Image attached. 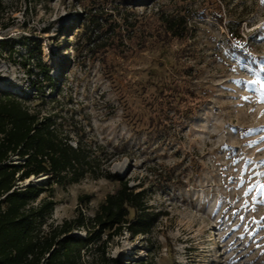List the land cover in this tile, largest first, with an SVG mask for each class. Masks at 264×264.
I'll list each match as a JSON object with an SVG mask.
<instances>
[{"label":"rangeland","instance_id":"rangeland-1","mask_svg":"<svg viewBox=\"0 0 264 264\" xmlns=\"http://www.w3.org/2000/svg\"><path fill=\"white\" fill-rule=\"evenodd\" d=\"M2 2L0 88L42 115L58 113L67 129L83 127L113 153L108 169L145 191L151 230L124 231L110 256L264 264V175H256L264 173V0ZM79 14L91 22L77 35ZM166 17H182L186 33L166 35ZM118 187L90 175L56 186L47 223L74 216L81 195L93 215Z\"/></svg>","mask_w":264,"mask_h":264},{"label":"trees","instance_id":"trees-1","mask_svg":"<svg viewBox=\"0 0 264 264\" xmlns=\"http://www.w3.org/2000/svg\"><path fill=\"white\" fill-rule=\"evenodd\" d=\"M4 11L0 0V14ZM214 17L223 24L222 15ZM90 22V16L79 14L73 24L76 34L80 28L85 33ZM73 25L64 32L74 30ZM163 26L166 35L178 38L187 30L182 17H166ZM225 26L231 37L240 38L237 28ZM33 50L40 53L37 44ZM26 100L0 88V264L145 263H126L109 254L114 239L124 231L136 236L151 230L155 215L147 210L145 191L135 190L108 169L113 153L92 141L83 127L67 129L58 113L42 115ZM87 175L116 181L119 187L106 195L93 215L83 211L89 195H81L74 216L47 223L56 204L55 187H66ZM39 176L45 180L33 182Z\"/></svg>","mask_w":264,"mask_h":264},{"label":"snow or ice","instance_id":"snow-or-ice-1","mask_svg":"<svg viewBox=\"0 0 264 264\" xmlns=\"http://www.w3.org/2000/svg\"><path fill=\"white\" fill-rule=\"evenodd\" d=\"M248 83H255V81H250ZM245 100L249 99V97H244ZM259 102H264V95H262L259 99ZM262 115H264V113H262ZM248 163H251V161H249ZM262 165H264V161L261 162ZM256 175H264V173H256ZM244 184V179H243V174L240 177V184L239 186H242ZM262 190H264V185H261ZM252 189L249 188L248 191L245 192V195H248V192H250ZM241 219H243V217H241Z\"/></svg>","mask_w":264,"mask_h":264}]
</instances>
